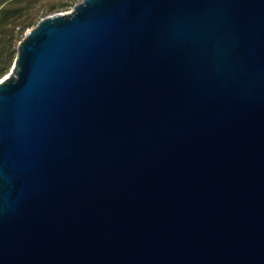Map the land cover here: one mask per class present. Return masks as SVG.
<instances>
[{"label": "water", "instance_id": "water-1", "mask_svg": "<svg viewBox=\"0 0 264 264\" xmlns=\"http://www.w3.org/2000/svg\"><path fill=\"white\" fill-rule=\"evenodd\" d=\"M0 264H264V0H80L0 78Z\"/></svg>", "mask_w": 264, "mask_h": 264}, {"label": "rangeland", "instance_id": "rangeland-1", "mask_svg": "<svg viewBox=\"0 0 264 264\" xmlns=\"http://www.w3.org/2000/svg\"><path fill=\"white\" fill-rule=\"evenodd\" d=\"M80 0H0V78L13 67L18 44L41 18L70 11Z\"/></svg>", "mask_w": 264, "mask_h": 264}]
</instances>
